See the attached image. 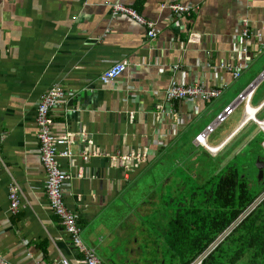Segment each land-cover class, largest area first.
Listing matches in <instances>:
<instances>
[{"label":"crops","instance_id":"obj_1","mask_svg":"<svg viewBox=\"0 0 264 264\" xmlns=\"http://www.w3.org/2000/svg\"><path fill=\"white\" fill-rule=\"evenodd\" d=\"M109 2L134 9L161 33L150 40L131 17L113 16ZM169 2L0 0V258L5 264H83L46 192L37 107L55 86L68 95L66 104L51 112L54 135L69 141L58 147L70 156L59 159L70 177L66 204L78 217L83 242L102 264H131L143 251L139 236L143 242L148 235L167 241L157 229L162 225L156 198L146 203L140 184L169 153L200 177L208 170L200 172V155L254 156L258 131L264 144V131L254 122L228 141L246 120L243 103L209 138L215 143L217 130L230 120L232 131L219 144L210 143L224 142L222 152L212 155L196 142L264 73V0H183L193 12L178 21L162 7ZM118 63L126 71L102 84L101 76ZM173 81L222 94L209 102H174L170 114L161 116L158 108ZM263 103L264 81L253 106ZM257 118L264 120V106ZM11 187L21 203L17 214L11 212Z\"/></svg>","mask_w":264,"mask_h":264},{"label":"trees","instance_id":"obj_2","mask_svg":"<svg viewBox=\"0 0 264 264\" xmlns=\"http://www.w3.org/2000/svg\"><path fill=\"white\" fill-rule=\"evenodd\" d=\"M257 136L255 146L264 152L260 131ZM228 163L211 164L213 177L197 188L201 193L192 191V210H174L157 228L167 237L166 250L174 253L168 264H194L215 245L202 264H264V201L243 217L261 196L264 179L256 180L261 192H254L247 166Z\"/></svg>","mask_w":264,"mask_h":264},{"label":"built area","instance_id":"obj_3","mask_svg":"<svg viewBox=\"0 0 264 264\" xmlns=\"http://www.w3.org/2000/svg\"><path fill=\"white\" fill-rule=\"evenodd\" d=\"M183 0H170L169 3L163 4L164 9H168L172 12L176 20H180L186 15H191L193 9L182 4ZM106 6L110 8L113 16H129L134 19L137 23L144 26L147 29V36L150 40L156 39L161 33L160 29L157 27L155 22L149 21L146 18L139 15L134 9L124 6L118 3H106ZM245 37H248V32L244 33ZM126 65L124 63H118L109 70H107L104 75L101 77V82L104 85H109L117 80L126 70ZM240 76V72L236 73V77ZM264 81V73L254 82L249 88L239 97V100L236 104L227 107L226 110L218 116L207 129L202 132L197 138L196 142L201 147H203L207 152L212 155H218L222 152L225 143L223 142L219 146H212L209 142L210 136L216 131V129L223 124L226 119L233 114L236 106L239 103H243L245 106V116L247 122H254L258 124L261 129L264 131V120H259L257 114L261 111V108L264 106V103L259 107L253 106L254 96L260 86ZM222 94V91L219 89H206L199 84L186 86L180 84L177 81L171 82L169 87L166 89V99L165 104L158 108L161 116H168L171 110V105L177 101H190L193 99H202L204 101H214L218 99ZM67 92L63 87L55 86L45 95L40 98L37 107V125H38V139L40 142V152L41 160L46 171L47 181H46V192L49 201V206L52 212L58 216L64 226L66 233L71 237L73 245L75 248L82 254L84 260L83 264H102L94 249L89 248L82 240L78 217L73 213L66 204L65 199V186L69 181L70 177L66 175L60 167L59 159L69 158L68 152L61 153L59 150L60 144L68 143L67 138H58L53 133L54 121L51 117V112L65 105L68 101ZM246 122V123H247ZM243 122L235 132H233L228 141L238 133L240 129L246 124ZM264 148V144H263ZM14 187V186H13ZM10 188V201H11V212L17 214L20 210L21 203L18 197V194L13 189ZM264 201V192L261 194L259 199L255 204H260ZM255 206L251 208L243 215L246 217L249 213L252 212ZM217 245L212 246L207 254H205L201 259H198L194 264H202L203 259L206 255H209L211 251L215 249ZM0 264H5L3 259L0 258ZM63 264H70L68 261L64 260Z\"/></svg>","mask_w":264,"mask_h":264},{"label":"rangeland","instance_id":"obj_4","mask_svg":"<svg viewBox=\"0 0 264 264\" xmlns=\"http://www.w3.org/2000/svg\"><path fill=\"white\" fill-rule=\"evenodd\" d=\"M255 104H257V102H255ZM233 128L234 126L230 123L229 120L222 126L221 129L217 130V133L215 135L217 141L215 140V143L213 141L210 143L212 145L219 144L220 140H222L226 135H228ZM251 150L254 152V156H233L234 153L230 154L229 152H226L217 161L208 159L205 154L200 155L199 159L203 160V165L199 164V167L202 168V171L200 172L202 173L208 168V170L203 172L200 177L196 176L193 171H191L190 174L185 168H183V165L177 163L175 156L169 153L162 162L153 166L151 174L146 176L141 181L140 187L144 188L141 193H145L144 197L147 198L146 203L150 204L153 202V199L156 198L155 204L158 205L156 208L160 209L159 211L161 212V223H159L160 225H164L165 221H167L170 217V212L164 211L166 205L170 208L172 207V205H174L173 208L176 209L177 213L180 209L183 210V213H185L187 210H192V191H194V193H201L202 190H198L197 188L199 186L203 187V184L208 182L213 177L212 171L210 169L211 164H221L223 165L222 168H224L228 162H236L241 168L247 166V174H249L251 178L253 191L259 193L261 191L256 184V180H259V175L258 168L256 166L257 160H255V155H261L264 158V152H261L257 146L251 148ZM198 152L202 153V151L200 150H194V153ZM193 175H195L196 177ZM152 185L155 186V190L151 191L150 186ZM263 192L264 189L262 193ZM198 199H201L200 195L198 196ZM195 202L198 203V200H195ZM162 207L163 209H161ZM159 211H153L151 213L158 214ZM148 217L155 218V216L151 214L148 215ZM156 219H159V217L157 216ZM152 222L157 227L156 220ZM139 238L140 247L141 249H143V251L142 253H140V255L138 254L139 256L135 258L131 257V264H158L163 260H165L167 264L170 262L171 255H173L174 253L170 251L165 252L167 248L166 244L157 241V238L155 239L151 235L146 236V242H143V237L139 236ZM157 245H160V249H158Z\"/></svg>","mask_w":264,"mask_h":264},{"label":"water","instance_id":"obj_5","mask_svg":"<svg viewBox=\"0 0 264 264\" xmlns=\"http://www.w3.org/2000/svg\"><path fill=\"white\" fill-rule=\"evenodd\" d=\"M258 171H259V181L264 179V161L261 159H258L257 164H256Z\"/></svg>","mask_w":264,"mask_h":264},{"label":"bare ground","instance_id":"obj_6","mask_svg":"<svg viewBox=\"0 0 264 264\" xmlns=\"http://www.w3.org/2000/svg\"><path fill=\"white\" fill-rule=\"evenodd\" d=\"M246 122H247V121H245V123H246ZM261 203H262V202H261ZM261 203H260V204H261ZM260 204H258V205H260ZM258 205L254 203V205H253V206H255L254 209H256V207H257ZM254 209H253V210H254ZM253 210H252V211H253Z\"/></svg>","mask_w":264,"mask_h":264}]
</instances>
